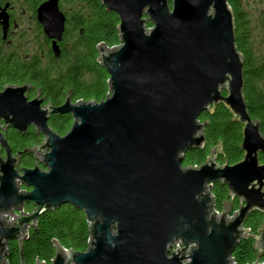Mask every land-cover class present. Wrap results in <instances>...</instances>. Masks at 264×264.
Here are the masks:
<instances>
[{"label": "water", "instance_id": "95a60500", "mask_svg": "<svg viewBox=\"0 0 264 264\" xmlns=\"http://www.w3.org/2000/svg\"><path fill=\"white\" fill-rule=\"evenodd\" d=\"M97 1L120 19L121 45L98 48L110 77L105 100L74 104L69 95L59 107H43L40 96L29 99L28 84L0 92V217L14 219L11 226L0 220V264L10 241L22 243L42 214L65 205L85 213L91 243L84 253L56 243L52 264H232L250 236L246 220L264 216V135L248 111L228 0ZM59 2L37 10L56 58L67 21ZM0 25L6 36V9ZM219 104L243 126V160L219 166L218 146L201 167L184 168L187 152L206 146L200 116ZM67 114L73 124L61 136L49 120ZM31 127L44 140L28 150L37 163L27 169L6 132ZM217 183L239 201L237 211L227 201L216 212ZM30 204V214L21 211ZM254 239L260 264L264 223ZM178 241L183 249L172 253Z\"/></svg>", "mask_w": 264, "mask_h": 264}, {"label": "trees", "instance_id": "16d2710c", "mask_svg": "<svg viewBox=\"0 0 264 264\" xmlns=\"http://www.w3.org/2000/svg\"><path fill=\"white\" fill-rule=\"evenodd\" d=\"M45 0H34V12ZM72 3L61 54L57 59L51 51L48 42L46 51L47 63L35 56L30 62H19L15 66L19 75L7 72L4 75L6 83L32 82L42 89L54 106L64 104L71 94L74 104L78 102H96L105 100L109 93L110 77L107 70L99 63L98 48L101 45L114 49L121 45L120 19L117 14L107 12L97 0H68ZM234 14L235 45L244 60V96L248 111L254 121L261 123L264 135V49L257 48L254 39V25L244 9L242 0H228ZM264 25V19L262 20ZM148 28L152 24L148 23ZM71 47L66 41L72 40ZM13 74L14 76H12ZM226 95V93H224ZM200 122L207 124L204 130L206 146L203 149H193L184 157L183 167H201L215 147H221L217 156V164L236 165L244 158L241 150L243 142V126L234 121L231 112L219 104L214 112H206L200 116ZM51 128L64 136L73 124L72 115L60 116L52 120ZM14 154H21V167L34 168L37 159L28 150L40 145L44 137L33 131L26 134L9 132L6 135ZM263 162V159H261ZM214 208L221 213L227 201L232 209H239V201L229 198V190L221 183L212 187ZM33 210V205H26ZM235 212V211H234ZM264 223L261 213H253L246 220L244 228L250 236L242 239L236 246L232 260L235 264H254L258 259L255 250V239ZM56 243L65 250L75 253L86 252L91 243V231L87 217L83 211L71 205H65L42 214L34 229L29 230L27 238L21 243L12 240L8 243L5 264H52L56 255ZM264 263V255L261 257Z\"/></svg>", "mask_w": 264, "mask_h": 264}, {"label": "rangeland", "instance_id": "374dc122", "mask_svg": "<svg viewBox=\"0 0 264 264\" xmlns=\"http://www.w3.org/2000/svg\"><path fill=\"white\" fill-rule=\"evenodd\" d=\"M13 1L16 2V19L20 24V28L13 37L12 47H7L5 44L0 43V54H2L3 52H6L8 54H14L16 50L19 53V60L27 62L28 60L31 61L32 58H34L35 56L42 58L43 55L46 54V51L48 49L47 43L45 42L46 36L43 33H40L36 22L32 19L30 5L25 3L24 0ZM242 2L244 5V9L253 21L254 39L257 48L262 51V49H264V25L262 24V20L264 19V0H242ZM72 7V3L68 2V0H63V2L61 3L62 10L68 15L71 14ZM72 44L73 39L66 41L67 47H71ZM14 46H16L17 49L14 50ZM45 62L47 63V59H45ZM22 190L26 189L22 187ZM21 211L26 212L28 214L32 212L31 210L27 209L26 206ZM233 211L236 210L233 209L232 212ZM17 214L19 215L20 213L18 212ZM0 220H5L9 226L14 223V219L12 216L7 218L5 216H1ZM190 254L191 253H187L185 256L190 257ZM186 259L189 260V258Z\"/></svg>", "mask_w": 264, "mask_h": 264}, {"label": "flooded vegetation", "instance_id": "af4514ba", "mask_svg": "<svg viewBox=\"0 0 264 264\" xmlns=\"http://www.w3.org/2000/svg\"><path fill=\"white\" fill-rule=\"evenodd\" d=\"M45 1H47V0H45ZM24 2L30 5V11L32 12V19L36 22L37 27L40 30V33H43L45 35L44 30H43V27L41 26V24L37 20V10H38L39 6L41 4H43L44 2H42L37 7L36 13L34 12V9H33L34 6H35L34 5V0H24ZM62 2H63V0H60L59 7H60V10L64 13V11L61 8V3ZM4 9H6V14L8 16L9 28H8L7 34L5 36L4 35V31H3V26L0 25V43L5 44L7 47H12L13 46V37L15 36V34L18 31V29L20 28V24L18 23V21L16 19L17 18V14H16V2L13 1V0H1V2H0V14L2 13V11ZM64 15L66 16L65 13H64ZM66 19H67V21H66V27H67V23L69 21V18L66 16ZM65 32H66V29H65ZM64 36H65V33H64ZM63 41H64V37H63V40L59 43L60 50H61V45L63 44ZM45 42L47 43V46H48V42H50L51 51H52V42L53 41L50 40L46 36ZM15 49H17L16 46H14V50ZM48 49H47V52H48ZM52 53H53V51H52ZM18 55H19V53L16 50H15V53L14 54H8L6 52L5 53L3 52L2 54H0V92H3L4 89L6 87H8V86H23V85L28 84V85H30L32 87L31 90H30V92H29V99L30 100H33L37 96H40L41 99L42 98L45 99V102L43 103V107H46L47 105H53L50 101H48L47 96L42 92V89L39 88L38 86H36L34 83H32L30 81L24 82V83H6V80L5 79H6V76L7 75H4L5 68H6V70H7L8 73L10 71L13 74L15 73L16 75H19V72L17 71V68H15L14 65H16L19 62H24V61L23 60H19L18 59ZM45 59H46V55H43V57L40 59V61L43 62V63H46L45 62ZM27 62H30V60H28ZM13 74H11V75L14 76ZM70 96H71V94H70ZM72 102H73V99H72ZM54 107H59V106H54ZM67 115H69V114H67ZM60 116H63V115H53V116H51V118L49 120V125H51L50 123H51L52 120H59ZM29 131H33L37 135H42L41 133H38L35 130V128H33V127H31L28 130V132ZM9 132H16V133H18L16 130L10 128V129L7 130L6 135H8ZM18 134H20V133H18Z\"/></svg>", "mask_w": 264, "mask_h": 264}, {"label": "built area", "instance_id": "2783aa9c", "mask_svg": "<svg viewBox=\"0 0 264 264\" xmlns=\"http://www.w3.org/2000/svg\"><path fill=\"white\" fill-rule=\"evenodd\" d=\"M182 249H183L182 243H181V241H178V242L176 243L175 247L172 248L171 252H172V253H175V254H178L179 251H181ZM187 253H190V250H189ZM187 261H188V260H187ZM232 264H235V263L233 262V260H232ZM260 264H264V263H261V262H260Z\"/></svg>", "mask_w": 264, "mask_h": 264}]
</instances>
